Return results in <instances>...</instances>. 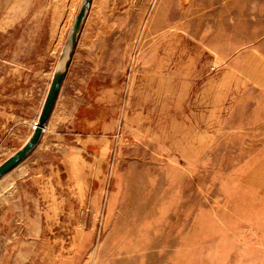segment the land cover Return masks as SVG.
<instances>
[{"label":"rangeland","instance_id":"rangeland-1","mask_svg":"<svg viewBox=\"0 0 264 264\" xmlns=\"http://www.w3.org/2000/svg\"><path fill=\"white\" fill-rule=\"evenodd\" d=\"M40 3L0 17V32L21 26L25 39L8 43L18 63L0 53V163L36 123L57 54L47 41L59 43L78 0L59 17L40 15ZM252 48L264 57V0H91L60 95V163L42 148L0 177V264H264V199L244 184L264 136L227 128L240 110L215 106L190 144L185 130L175 145L156 127L167 126L156 97L171 81ZM106 101L111 147H85L76 110Z\"/></svg>","mask_w":264,"mask_h":264},{"label":"crops","instance_id":"crops-1","mask_svg":"<svg viewBox=\"0 0 264 264\" xmlns=\"http://www.w3.org/2000/svg\"><path fill=\"white\" fill-rule=\"evenodd\" d=\"M34 1L38 0H0V17L14 14L13 10L18 2L19 5L24 4L25 6H28L30 2H33L34 4ZM64 1L68 0H55V4L53 3V0H41L38 9L40 11L39 14L42 16L50 15L59 17L62 13V2ZM80 2L81 0H78L77 9ZM27 14L28 12L17 15ZM74 16L75 14L66 30H64V27H60L59 43H55L54 45L52 40L47 41V47L52 50H56L57 48V54L54 58L51 69L48 71V76H46L47 80L40 97L35 121L40 113L52 76L58 66L60 54L65 46ZM13 24H15V21ZM20 27L11 26L7 30L0 32V53L4 52V56L6 57L2 58L6 62L18 63L17 60L24 57L19 56V58H14L11 49L8 47V43L11 40H14V38L18 39L17 42L20 45L25 42L23 37L24 32ZM82 28L83 24L78 34L68 69L61 82L56 99L44 126L46 129L45 131L43 129L38 143L24 159L29 158L43 148L44 150L51 151L56 157V162L60 163V95L64 88V81L74 59ZM256 50L257 49L255 48L249 49V51L242 56L243 59L240 58L238 60L239 62L236 64L232 62L226 63V60L217 57L215 59V62L218 64L216 69L217 72H195L189 76H185L186 78L181 79L178 83L171 81L168 87V97L164 94L156 97V99L164 97L162 104L164 109L167 107V110L165 109V113H167L165 124L167 123V126L156 125V127L171 130L169 133L170 144L176 145L178 142L177 136H182V133H178L177 130H185L183 134L185 143L190 144L191 141L188 139L191 138L189 135H191L192 129H207L209 126L208 112H210V106H215L217 108L215 111L218 110L219 113H234V109L238 108L240 111L233 116L232 124L227 125V128H234L240 131L247 130L248 135L255 139L258 136H264V57L258 54ZM220 70H223L224 72L221 73ZM94 103L96 102L94 101ZM227 103H229V106L232 105V110H229V106L225 107ZM112 106L113 102L106 101L103 106L89 104L86 108L76 110V113L85 110L83 113L84 117H82V113H80V116L76 121L77 134H81L82 130H86L85 147L87 145L94 148V150H99L102 148V145H104L106 148L110 149L112 144V132L115 125L114 123H116V121H114ZM243 108L246 110L241 111ZM98 109L100 110L99 113ZM85 113H87V116ZM119 118L122 119L123 116L118 115V122ZM80 125L85 126V128L81 130ZM223 127L225 128V126ZM48 131L51 134L44 142H42ZM31 132L32 130L29 135ZM254 145H256V142ZM185 159L187 160L188 158ZM257 163V166L245 176L246 182H244V184L246 189H248L247 191L249 195L258 192L259 196L264 199V182L261 183L262 185H258L255 181V175H264V173H257L258 170L264 171V154L258 159ZM51 167L58 168V165L57 163L56 165L51 164ZM88 167L90 169L89 165Z\"/></svg>","mask_w":264,"mask_h":264},{"label":"water","instance_id":"water-1","mask_svg":"<svg viewBox=\"0 0 264 264\" xmlns=\"http://www.w3.org/2000/svg\"><path fill=\"white\" fill-rule=\"evenodd\" d=\"M90 4L91 0H81L77 12L74 16L72 25L70 27L65 46L60 54L58 66L52 76L47 94L45 96L36 123L33 126L32 132L27 140L15 152H13L10 156H8L0 163V176L3 175L6 171L10 170L16 164H18L21 160H23L38 143L50 114L51 108L56 99L61 82L68 69L70 59L74 52L78 34L80 32Z\"/></svg>","mask_w":264,"mask_h":264},{"label":"bare ground","instance_id":"bare-ground-1","mask_svg":"<svg viewBox=\"0 0 264 264\" xmlns=\"http://www.w3.org/2000/svg\"><path fill=\"white\" fill-rule=\"evenodd\" d=\"M45 129H46V128L44 127V131H45ZM1 176H2V175H1ZM1 176H0V177H1Z\"/></svg>","mask_w":264,"mask_h":264}]
</instances>
